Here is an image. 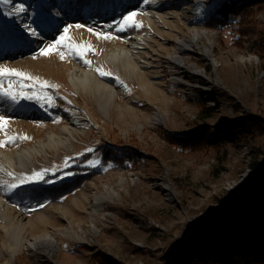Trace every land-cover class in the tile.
Segmentation results:
<instances>
[{"label":"rangeland","instance_id":"obj_1","mask_svg":"<svg viewBox=\"0 0 264 264\" xmlns=\"http://www.w3.org/2000/svg\"><path fill=\"white\" fill-rule=\"evenodd\" d=\"M148 1L117 0L104 7L100 0H33L17 19V14L8 15L13 6L0 0V24L7 27L6 32L0 27V67L33 77L21 81L25 85L21 88L18 77L3 76L0 86L7 88L11 83L14 92L52 97L51 101L12 102L0 96V115L6 117L0 141L15 137L0 149L29 144L48 129L57 131L67 123L64 108L87 109L99 124L78 125L73 130L72 147L57 152L48 149L47 156L39 158L29 170L8 169L18 183L35 172H40L44 180L11 191L6 198L11 209L7 215L21 220L24 238L55 232L69 224L87 230L88 196L100 190L103 183L119 191L114 201L104 205L110 215L105 219L97 215L99 231L92 238L87 235L88 243L57 237L53 258L59 264H176V254H182L178 246L191 242L199 228H210L218 221L237 230L247 214L239 196L263 176L264 129L243 138L238 121L247 117L264 121V46L260 49L264 6H253L241 23L220 30L204 24L220 0L203 18L195 20L185 18L186 12L180 13V1L178 7L164 9L163 21L156 18L151 24L144 20ZM189 3L184 0L183 6ZM130 11L138 13L134 20L142 26L117 31L118 22ZM76 24L84 27L77 28ZM25 25L34 27L38 35L30 36ZM67 25L72 27L65 44L57 45L47 56L39 55L37 50L55 40ZM192 29L206 30L214 38L211 54L217 65L186 52V60L201 69L200 75L186 77L172 64L166 65V56L173 51V39ZM134 31L147 34L135 74L123 69L122 63L112 65L102 56L105 48L116 43L127 45ZM105 34L109 38L105 39ZM72 45L83 47L85 54L73 55ZM247 55L254 58L240 59ZM85 60L90 63L85 64ZM73 65L108 72L107 76L97 73L101 80L122 84L106 116L92 93L75 91L69 83L68 71ZM170 74L182 78L171 83L167 80ZM44 82L52 87L42 88ZM141 82L146 84V91ZM156 109L163 120L155 123L151 115ZM196 131H204L208 143L204 147L189 150L168 139ZM110 147L104 158L103 150ZM89 160L95 166L89 165ZM246 170L256 172L258 178L230 192L229 184ZM121 175L125 180L119 184ZM164 175L173 187L172 198L155 185ZM77 176L84 177L81 184L57 198L40 192L43 186ZM79 200L84 202V214L74 215ZM258 226L263 232L264 216ZM8 242L0 226V247ZM47 257L19 251L12 264H46ZM5 259L6 255H1L0 264H6Z\"/></svg>","mask_w":264,"mask_h":264},{"label":"bare ground","instance_id":"obj_2","mask_svg":"<svg viewBox=\"0 0 264 264\" xmlns=\"http://www.w3.org/2000/svg\"><path fill=\"white\" fill-rule=\"evenodd\" d=\"M33 0H11L9 4L13 6V10L17 5L23 4L25 8H28L29 3ZM35 1V0H34ZM51 0H48L50 2ZM180 0H149L148 9L145 11V22L147 24L153 23L157 18L164 20V9L169 7H178ZM181 0L180 13L186 12V17L195 19H201L207 14L212 6L218 0H188L190 3L183 6ZM24 13V12H22ZM17 13L16 18H20ZM184 16V15H183ZM193 21V20H192ZM6 32L7 27L4 24H0ZM131 38L127 41V45L114 44L108 48H105L102 52V56L112 65H116L118 62L123 64V69L129 68L132 73H136L138 70L139 56L141 54L140 49L145 48L147 34L146 31L137 32L134 31L130 35ZM207 40V42L205 41ZM174 48L173 51L168 54L167 60L177 68V72L184 73L186 77L198 76L201 74V69L194 63H190L186 60L184 54L186 52H193L197 59H204L207 64L216 66L217 60L211 54V48L213 46L214 38L209 36L206 30L192 29L189 34H181L173 39ZM253 55L241 56V60H251ZM100 57L96 58V62H99ZM174 75L169 76L168 82L174 83L176 81ZM68 81L75 91L82 90L88 91L93 94L100 108V111L106 116L108 114V108L116 103L117 94L122 90V84H112L108 81L101 80L97 71L84 65H73L68 71ZM139 85L146 91L147 86L144 83ZM189 85V84H187ZM131 94L125 97H130ZM63 114L67 123L58 127L57 131L48 129L42 132L35 140L29 144H20L18 146H12L6 149H0V226L5 231L9 242L4 243L0 247V256L5 254L6 259L4 263L12 264L19 251H23L26 254L36 256L46 255V264H59V262L53 258L57 249V237H63L65 239L81 240L84 242L89 241L95 233L99 231L97 227L96 219L97 215L105 219L110 215L109 211H104L105 203L114 201V198L119 196V191L114 189L110 184L103 183L102 188L97 192H93L88 196L89 201V228L84 230L82 226L75 229L71 224L62 228H56L55 232H42L34 234L29 238L22 236L23 223L21 220H13V217L7 215L10 211L9 202L6 200L11 191H7V184H19L17 179L12 178L8 173V169L14 170H29L35 165L39 158L47 156V150L52 149L57 152L60 148L72 147L73 130L77 129L78 125L90 126L91 124L98 127L99 124L95 117L89 110L78 111L76 109L64 108ZM151 118L153 122H159L163 120L162 113L156 109L153 111ZM258 176L256 172L246 170L242 173L239 180L229 184L228 189L233 192L236 188H244L248 186ZM125 180L124 176H120L118 179L119 184H122ZM156 186L165 190L169 198L174 197V191L171 183L166 179L164 175L163 179L155 183ZM15 192V190H14ZM82 200V199H81ZM79 200L77 207L74 208V215L84 214L82 209L84 202Z\"/></svg>","mask_w":264,"mask_h":264},{"label":"trees","instance_id":"obj_3","mask_svg":"<svg viewBox=\"0 0 264 264\" xmlns=\"http://www.w3.org/2000/svg\"><path fill=\"white\" fill-rule=\"evenodd\" d=\"M117 0H100L104 7L114 5ZM253 6H264V0H220L205 18L204 24L223 29L231 23L237 25L243 17L252 12ZM240 33H243V29ZM264 46V37L260 49ZM242 127L240 135L251 137L256 131L264 129V121L247 117L238 121ZM204 131L188 134L171 135L168 139L176 145L189 150L204 147L208 143L203 136ZM110 148L103 150L106 158ZM84 180L77 176L72 180L58 184H50L40 189L41 194L57 198L77 187ZM240 204L247 214L240 220V226L233 231L228 225L222 226L216 221L210 228L201 227L191 242L178 246L182 254H176V264H264V231L261 219L264 216V170L263 176L254 182L240 196Z\"/></svg>","mask_w":264,"mask_h":264},{"label":"snow or ice","instance_id":"obj_4","mask_svg":"<svg viewBox=\"0 0 264 264\" xmlns=\"http://www.w3.org/2000/svg\"><path fill=\"white\" fill-rule=\"evenodd\" d=\"M4 3H10L11 0H3ZM145 2H147V0H145ZM25 6L23 4H19L16 6V8L12 11L9 12L8 15H14L17 13H22L25 12ZM137 12L134 11H130L128 12L126 15H123L122 20L119 21V27H117V31H125L127 28H140L142 25L138 22H136L134 20V17L137 15ZM25 29L27 30L26 32L30 35V36H37L38 32L34 27H31L29 25H25L24 26ZM72 27V25H67L63 28V32L60 33L55 40H53L51 43L48 44H44L42 47H40L37 51L39 53V55L42 56H47L49 55L50 50H52L53 48H55L57 45L63 46L65 44L66 41V34L68 33L69 29ZM75 27L77 28H81L84 27V25L81 24H76ZM109 28L112 27V25L108 26ZM89 32H93V28H88ZM101 33H96L97 36H99ZM105 39L109 38V34H105ZM72 48L75 49V51L73 52V55H77L82 57L85 54V49L83 47L80 46H76V45H72ZM63 58V57H62ZM85 64H89L90 62L85 60L84 61ZM97 72L99 73V75L101 76H107L110 75V73L108 72H104V71H100L99 69H97ZM3 76H15L18 77V81L17 83H20L21 88H24L25 85L23 83H21V81L23 80H32L33 77L27 76L25 73L18 71L16 69H7V68H2L0 67V77ZM28 87H33V85H28ZM42 88L44 87H52L51 85H48L46 82H44L41 85ZM13 85L11 83H9L7 88H4L2 86H0V96L5 97L9 100H11L12 102H18L20 100H46V101H51L52 97L51 96H46V97H40L39 95H37L36 93H32V94H28L24 91H20V92H14L13 90ZM43 106V104L41 105ZM6 124V117L3 115H0V129H3V127ZM15 140V137L9 138L8 141H0V146H5L7 143H11ZM88 152L93 151L92 149H88ZM89 165L95 166V164L93 163V161L89 160L88 161ZM9 175H11V173H8ZM40 180H44V176L40 173V172H35L33 173L31 176L28 177H24L20 179V183L19 184H7L5 187L7 189V191H13L15 189H18L20 187H22L25 184H31V183H36L39 182ZM48 183H51L52 181H45ZM3 183V182H0Z\"/></svg>","mask_w":264,"mask_h":264},{"label":"water","instance_id":"obj_5","mask_svg":"<svg viewBox=\"0 0 264 264\" xmlns=\"http://www.w3.org/2000/svg\"><path fill=\"white\" fill-rule=\"evenodd\" d=\"M256 178H258V176Z\"/></svg>","mask_w":264,"mask_h":264}]
</instances>
